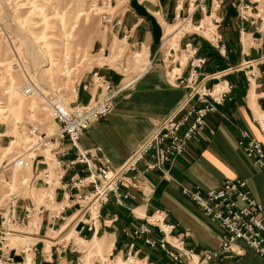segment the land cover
<instances>
[{
	"label": "crops",
	"instance_id": "obj_1",
	"mask_svg": "<svg viewBox=\"0 0 264 264\" xmlns=\"http://www.w3.org/2000/svg\"><path fill=\"white\" fill-rule=\"evenodd\" d=\"M176 5L177 0H125L126 10L122 12L129 36L123 38L121 34L99 28L92 44V65L77 82L70 105L87 103L96 95L98 90L92 82L96 71L116 88H123L114 98L112 111L93 122L80 136V146L100 148L99 153L114 167L122 165L162 120L187 101L191 88L182 80L190 74L195 56L206 58L197 72L198 79L206 78L208 85L217 81L209 75L229 69L220 79L226 78L231 85L228 97L208 115L204 131L189 142L183 155L167 164L165 172L145 171L147 158L141 160L137 166L140 187L125 182L121 190L129 192V198L120 204L112 195L92 229L85 217H76L79 205L74 196L64 198L63 190L57 189L55 202L46 205L51 211L46 209L42 213L29 238L37 243L31 264H123L120 260L126 261L129 254L155 264H169L164 251L146 245L144 236L132 235L157 209L165 210L168 219L178 223L182 230H189L188 246L217 248L222 240L221 228L182 193L185 186H197L205 192L221 185L226 178L246 179L263 205L264 216V166L255 164L238 142L241 130L264 139L256 123V117L264 111V63L255 66L257 76L251 80L247 77L249 68L244 66L245 62L264 56V0H224L219 11L223 17V52L202 36L187 34L175 36L171 41L175 48L172 59L165 56L160 46L165 35L175 30ZM182 12L188 13L186 0ZM200 15L197 12L194 18ZM169 28L173 31L168 32ZM188 41L197 46L196 55L187 51ZM135 51L142 52L147 61L156 58L147 71L124 87L140 67L122 76L118 63L130 61ZM171 69L176 72L173 78L168 76ZM4 142L1 138L0 144ZM64 150L67 164L75 157L76 149L66 140ZM93 162L100 164L97 159ZM83 167H68L66 178L82 174ZM0 188L4 191L3 186ZM24 202H20L21 206ZM157 234L154 228L149 236ZM13 253L12 264H23L24 256L19 248ZM212 264H264V259L246 247L243 255L226 256Z\"/></svg>",
	"mask_w": 264,
	"mask_h": 264
},
{
	"label": "built area",
	"instance_id": "obj_2",
	"mask_svg": "<svg viewBox=\"0 0 264 264\" xmlns=\"http://www.w3.org/2000/svg\"><path fill=\"white\" fill-rule=\"evenodd\" d=\"M184 1L177 0L173 36L199 35L219 52H223V17L219 11L224 0H210L209 4L208 0H186L187 15L182 12ZM117 5V0H101L92 2L91 8L100 16L104 30L127 38L130 30L126 28L124 13ZM197 12L201 15L195 19ZM169 38L170 36L165 35L160 50H164L167 58L173 59L175 48ZM186 49L192 55H196L198 51L192 41L186 43ZM142 58L143 53L135 51L132 52L130 61L118 63L122 76H127L136 66H140L135 77L124 87L147 71L156 57L149 61L144 58V63L140 62ZM205 62L206 58L203 56L192 59L190 74L182 80L191 88L187 101L162 120L139 148L118 167H114L109 159L99 153L100 148H82L79 138L93 122L105 118L112 111L114 98L123 87L116 88L111 80L96 71L92 82L98 91L89 102H76L67 108H61L52 102L48 104L55 120L54 129L46 132L39 125L31 124L27 129L28 137L25 142L15 151L11 150L10 158L0 164V186L4 188L0 192V264H12L15 259L13 251L17 248L23 253V264H31V254L36 250L37 243L28 239L22 245H11V237L18 232L31 238L42 213L46 209L51 211L46 205L55 202L57 189L63 190L64 198L74 196L79 205L76 217H85V222L92 229L100 218L102 207L112 195L120 204L129 198V192L121 190L125 182L140 187L137 166L141 160L147 158L145 171L165 172L169 162L183 155L189 142L204 131L208 115L223 104L231 91L228 80H220L229 69L209 75L210 78L217 79L212 85L207 84L206 78L198 79L197 68ZM261 63H264V56L244 63L249 68V80L257 76L255 66ZM175 75L176 72L171 69L168 76L173 78ZM77 86L78 84L74 88L75 92ZM256 123L264 138V111L256 117ZM66 140L76 149L75 157L67 164L63 159ZM15 142L14 137L10 139L7 148ZM238 142L255 164L264 166V139L259 140L250 136L247 130H241ZM95 159L99 161V165H95ZM77 165L84 166L83 173L73 174L67 179V168ZM182 193L218 223L222 240L217 248L198 249L188 246L186 240L189 230H182L178 223L169 220L163 209L150 214L145 223L133 230L132 235L136 238L144 236L146 245L164 251L169 264H212L226 256L243 255L246 247L253 249L264 259L263 205L254 196L246 179L226 178L221 185L205 192L197 186H185ZM22 200L25 202L21 206ZM32 220L36 222L35 225L31 224ZM25 226L32 230L24 231L22 228ZM154 228L158 234L149 236ZM134 258L137 257L129 254L127 260ZM136 260L143 261L139 258ZM147 262L149 263L145 260V264Z\"/></svg>",
	"mask_w": 264,
	"mask_h": 264
},
{
	"label": "rangeland",
	"instance_id": "obj_3",
	"mask_svg": "<svg viewBox=\"0 0 264 264\" xmlns=\"http://www.w3.org/2000/svg\"><path fill=\"white\" fill-rule=\"evenodd\" d=\"M99 1L0 0V139L6 141L0 144V164L25 142L31 124L46 132L54 129L48 104L69 107L77 82L92 65V44L103 28L91 8ZM117 2L122 12L124 0ZM13 137L16 142L7 148ZM21 237L12 236L11 245L29 239Z\"/></svg>",
	"mask_w": 264,
	"mask_h": 264
},
{
	"label": "bare ground",
	"instance_id": "obj_4",
	"mask_svg": "<svg viewBox=\"0 0 264 264\" xmlns=\"http://www.w3.org/2000/svg\"><path fill=\"white\" fill-rule=\"evenodd\" d=\"M175 29V28H174ZM171 31H173V28L171 29V28H169L168 29V32H171ZM173 34H174V31L170 34V35H168V36H170V38L169 39H171L169 42H171V41H173V38L175 37V36H173ZM168 36H166V37H168ZM50 55V54H49ZM51 56V55H50ZM51 61V60H50ZM65 71V70H64ZM67 72V71H66ZM65 72V73H66ZM31 224H36V222L35 221H31ZM31 227H32V225H31ZM21 236H24V238H25V236H26V234H24V233H18V232H15L14 233V235H13V237H21ZM22 238V237H21ZM124 262H128V263H133V262H135V263H138L139 262V260H136V261H134V260H126V261H124Z\"/></svg>",
	"mask_w": 264,
	"mask_h": 264
}]
</instances>
